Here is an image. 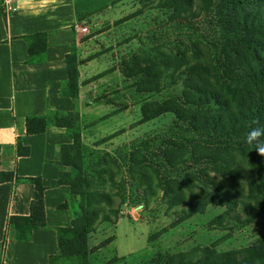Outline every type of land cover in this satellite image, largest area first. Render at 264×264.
I'll list each match as a JSON object with an SVG mask.
<instances>
[{"label": "rangeland", "instance_id": "obj_1", "mask_svg": "<svg viewBox=\"0 0 264 264\" xmlns=\"http://www.w3.org/2000/svg\"><path fill=\"white\" fill-rule=\"evenodd\" d=\"M226 1L211 0L204 11L198 8L200 1L193 0L189 8L193 14L185 15L174 13L172 7L165 6V0H72L79 19L71 55L78 65L76 111L82 145L85 151L109 154L125 181L124 205L118 210V219L111 217L114 224L102 225L88 238L89 264H163L197 247L227 252L264 242V193H254L249 201L251 209L208 206L188 216V194L183 189L187 179L196 186L194 191H200L202 179L210 177L237 200L244 199L249 185L241 179L238 192L232 177L223 176L214 161L198 162L170 147L171 143L191 147L207 141L208 148L214 150L216 144L222 152L245 146L247 134L240 138L211 137V132L195 130L191 122L162 112L170 102L188 109L182 105L185 85L198 83L194 76L165 72L167 52L177 65L182 53L186 62L194 63L195 49H202V62L220 69L225 37L235 30L234 15L247 10L252 18L264 11V0H241L247 4L241 3L234 13L224 4ZM254 63L251 65L264 64V58ZM233 77L234 72L229 75ZM221 79L225 80L223 74ZM208 81L212 86L213 81ZM63 92H70L67 83ZM250 147L244 151L247 160L242 167L259 184V171L264 176V159ZM132 151L137 152L139 162L134 168L125 161ZM223 157L237 162L240 150L229 149ZM183 159L186 162H181ZM166 184L179 188L173 201L163 195ZM146 187L150 192L144 191ZM115 201L118 204L119 200ZM78 202V198L69 200L68 210L63 211L68 215L67 226Z\"/></svg>", "mask_w": 264, "mask_h": 264}, {"label": "trees", "instance_id": "obj_2", "mask_svg": "<svg viewBox=\"0 0 264 264\" xmlns=\"http://www.w3.org/2000/svg\"><path fill=\"white\" fill-rule=\"evenodd\" d=\"M197 1H200L198 8L204 11L211 2V0ZM241 3L245 4L241 0H229L224 4L232 8V13H234ZM192 5L193 0H165V6L172 7L174 13L191 15L193 13L189 8ZM241 13L234 15L235 30L230 36L225 37V49L222 52L223 65L220 69L202 62L204 59L202 49H195L194 63L186 62L182 53L180 62L176 65L170 60L169 53L165 54V72H172V75L175 76H194L198 83L189 85L186 83L185 85L186 92L183 94L182 105L188 109L170 102L165 105L162 112L174 114L183 122H191L195 130L211 132V137L218 135V138H240L247 134L254 121L264 123V64L251 65V63L260 62L264 58V11L252 18H249L251 15L247 10H243ZM25 41L32 61L44 53L45 34L27 36ZM77 66L75 56L71 53L68 54L66 57V83L70 92L67 93V96L74 102L78 95ZM233 72L235 77L230 79L229 75ZM221 74L225 77L224 81L221 79ZM208 80L213 81L212 86L207 85ZM229 81L235 86L231 87ZM79 121V113L76 110L68 113L49 112L43 116H29L25 121L26 133L29 135L43 133L47 126L52 125L65 130L71 139L70 144L60 147V165L63 167V171L58 180L53 182V185H66L70 190L67 200L59 207L61 210H68L69 200L75 198L79 200L77 212L72 211L68 226L59 228L57 231L59 260L62 262L63 260H72L69 264H89L88 238L102 225L114 224L111 217L117 220L118 212H120L118 210L124 205L125 181L118 163L107 153L94 154L85 151L81 141ZM208 145L210 144L205 141L196 142L191 147L185 145L176 147L171 143L170 147L174 151L177 148L180 149V152L189 154L191 159L198 162L214 161L223 176L232 177L236 184V191L240 192L238 184L241 179L248 184V194L243 195L245 200H237L230 190L224 189L219 181L212 180L210 177L202 179L203 186L200 191L197 189L194 191L193 188L196 186L187 179L183 189L188 194L189 201L185 206L186 210L189 209L188 216L203 212L208 206L225 207L227 210H233L236 206L251 209L252 203L250 204V202L255 196L254 193H264L262 172L259 171L261 182L257 184L254 176L250 175L249 177L245 174L240 163L235 160H226L223 157L226 156L229 149L234 151L238 148L241 154L249 145L225 148L222 149L223 153L216 144H214L216 148L214 150L208 148ZM17 152L19 156L28 155V149L22 148L19 144ZM136 154V151H132L125 159L131 168L139 165ZM262 158L264 159V157ZM181 162H186V160L183 159ZM218 163L220 165H217ZM128 168L129 175H132L133 172H130V168L129 170ZM116 176H118L117 181ZM27 181L34 185L38 192V198L31 202L28 217H11L9 219V225L13 226L21 239L26 238L24 233L27 231L45 227L43 187L39 179H27ZM165 186L164 197H169L170 201L175 200L179 188L170 187L168 184ZM144 191L147 193L150 192V189L146 187ZM116 199L119 200L118 204H115ZM107 242L108 239L103 241L100 244L101 247H104ZM163 264H264V242L243 250L227 252L216 251L214 247H197L189 252L170 257Z\"/></svg>", "mask_w": 264, "mask_h": 264}, {"label": "crops", "instance_id": "obj_3", "mask_svg": "<svg viewBox=\"0 0 264 264\" xmlns=\"http://www.w3.org/2000/svg\"><path fill=\"white\" fill-rule=\"evenodd\" d=\"M4 1L0 0V264H59L63 262L57 231L68 220L59 207L70 190L53 182L63 171L60 147L71 139L52 125L29 135L25 121L77 109L78 103L63 92L77 9L72 0H11L6 6ZM40 33L45 34L46 48L32 61L25 37ZM18 144L28 149L27 156H19ZM27 179H39L43 187L45 227L27 231L21 239L9 219L28 217L31 202L38 198Z\"/></svg>", "mask_w": 264, "mask_h": 264}, {"label": "clouds", "instance_id": "obj_4", "mask_svg": "<svg viewBox=\"0 0 264 264\" xmlns=\"http://www.w3.org/2000/svg\"><path fill=\"white\" fill-rule=\"evenodd\" d=\"M246 145H251L252 149L256 150L257 153L264 157V123L253 122V125L249 127L247 135L244 138ZM246 152H241L240 159L237 161L242 166V162L246 159L244 155Z\"/></svg>", "mask_w": 264, "mask_h": 264}, {"label": "built area", "instance_id": "obj_5", "mask_svg": "<svg viewBox=\"0 0 264 264\" xmlns=\"http://www.w3.org/2000/svg\"><path fill=\"white\" fill-rule=\"evenodd\" d=\"M11 3V0H5L4 1V5L6 6V5H8V4H10ZM11 10H13L14 8H10ZM83 30H85V29H83Z\"/></svg>", "mask_w": 264, "mask_h": 264}]
</instances>
